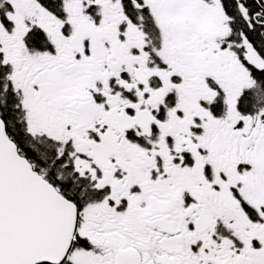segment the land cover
I'll return each instance as SVG.
<instances>
[{
    "label": "snow or ice",
    "instance_id": "6c2138e0",
    "mask_svg": "<svg viewBox=\"0 0 264 264\" xmlns=\"http://www.w3.org/2000/svg\"><path fill=\"white\" fill-rule=\"evenodd\" d=\"M0 264H264V0H0Z\"/></svg>",
    "mask_w": 264,
    "mask_h": 264
}]
</instances>
